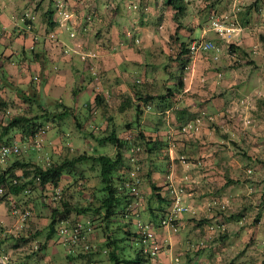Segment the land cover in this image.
<instances>
[{
    "label": "rangeland",
    "instance_id": "rangeland-1",
    "mask_svg": "<svg viewBox=\"0 0 264 264\" xmlns=\"http://www.w3.org/2000/svg\"><path fill=\"white\" fill-rule=\"evenodd\" d=\"M99 1L101 5H104L103 1L108 4L105 5L107 6L105 8L109 10L107 15L114 16L116 13L119 15V32H139L140 42H134L133 46L136 47L132 48V51H130V48L124 55L128 57L133 52L132 54L135 55L134 60L141 61L146 58L148 60V53L144 55L143 48L155 41L156 44L161 42L165 52L175 54L177 46L169 38L175 23L171 20L169 9L162 0ZM210 1L212 0H194L190 5L189 16L186 17L185 23L187 29L192 27L189 35L196 36L192 40H210L214 43V47L192 51L188 68L183 77V90L186 91L185 88L188 85L190 88L179 95L181 102L187 108L185 120L178 122L173 112L167 111L163 123L159 126L160 129L148 131H151L152 136L157 135L161 140L168 142L167 148L155 152L153 157L163 169L166 167L168 159L169 161L173 160L174 166L176 163V170L172 174L171 183L182 188L181 202L184 206H187V209L182 212L190 209V205L185 203L183 198L182 178H186L184 176L186 174L183 173H186L185 171L193 166V169L197 170V174L206 176L202 190L206 191L204 196L210 201L205 202V206L212 208L214 215L206 219L204 235L199 238L198 244L207 246L208 243H212L216 247L215 249L223 259L216 264H264V41L254 36L257 47L250 50L256 52L257 55L254 56V53H251L254 56L252 59L249 58L248 54L244 56L237 48L236 50L235 48L229 50L227 44L232 42L234 38L232 33L236 31H225L221 34L213 28V21L230 23L234 18L239 19L240 10L249 2L248 0H214L215 4L208 15L202 19L200 17L201 8ZM55 2L56 0L53 1L54 8H56ZM76 2H78L76 13L81 12L82 9L84 11L88 10L87 12H92L94 9L93 0H77ZM48 5V0H0V13L5 12L8 19L6 24L8 22L12 24L10 28L0 27V59L2 58L0 64L4 68L3 75L7 80L19 83L17 81L20 77L19 74H21L22 68L26 69L25 63H15L8 60L7 53L9 51H7V48L12 41L8 30L12 29L11 31L16 33L30 32L33 30V24L40 21L42 11ZM117 5L118 9L115 7ZM113 10H116V12ZM87 12L82 13V16L88 18ZM59 14L60 20H67L62 18L61 13ZM2 17L6 20V17ZM28 19L32 20L30 21L32 28L29 31L25 29V24L29 22ZM41 26L43 27V25ZM187 33L188 31L183 32V34ZM63 36H68L67 30L63 31ZM159 38H162L163 41ZM14 45L17 46V43ZM234 50H238L236 54H233ZM160 57L159 55L158 59ZM247 59H250L251 62L248 63ZM134 60L131 58L130 69L136 64ZM235 60L238 63H235ZM47 61L46 59L45 63L48 68H51L52 72H60L57 71V67H60L61 63ZM73 62L79 71H74L73 68L70 69V72L65 70L64 81L62 83L56 81L55 85L50 86L47 84L48 68L45 69V74L42 71V76L41 69L38 71L32 68L28 69V72L31 73L28 79L30 80L32 77V82L20 83L19 85L31 89V92L38 89L37 98L35 99L24 100L22 97L17 96L15 90L4 83L5 86L0 87V94L5 97L10 95L14 99L13 103H10V112L19 110L29 115L31 111H40L43 107L50 108L53 107L55 101H62L76 108L84 106L85 111H81V114L88 115V117L90 114L87 111L94 108L88 120H92L91 125L94 129H103L105 120L101 118L103 109L100 104L97 105L94 98L91 105L88 102H86L88 105L84 104L85 101L91 99L89 91L83 90L76 96L72 94L71 88L82 85L81 74L85 75V80L89 78V71L84 69L83 60L76 56ZM118 62L120 63V66L119 63L116 65L118 70L119 67L122 69L127 65V61L121 60ZM129 66H127L128 69ZM146 68L150 69V66ZM170 68H174V66L170 65ZM28 72L26 70V73ZM112 72L116 73L115 70ZM121 78L122 82L114 85L113 80L109 79L111 83L107 85L104 96L108 98L107 102L111 105L118 101L120 89L122 90V96L129 94L128 80L132 78L142 79V74L134 68L131 74H122ZM29 84L32 85L28 87ZM94 91L97 90L94 89ZM195 95L198 97H195ZM194 102H196L197 108L194 107V109L188 110L189 107L194 105ZM30 105L32 110H30ZM76 114L78 113L76 112ZM4 118L5 120L8 118L6 114ZM64 118L65 121L61 127L66 133L70 132V137L58 132L55 120L51 124L49 123L51 127L45 133H37L34 137L22 138L21 132L16 131L13 133L12 141L16 140L19 144V154L7 156L0 161V164L10 162L15 157L33 158L44 163L47 162V151L62 152L69 155L81 152L84 148L88 152L95 153L106 152L111 154L114 152V145L111 142L95 143L92 140L91 143H87L90 142L89 138L78 131L71 115L68 114ZM124 119V114H116V117H114V122L117 125L115 126L116 131L123 138L132 139L135 128L129 129L119 125V123L124 122ZM154 122V117L143 115V127L150 126L151 128ZM186 138H191V140L195 138L198 141L199 145L196 147V151L200 152L199 155L186 152V149H183L182 145L178 143ZM0 144H2L1 141ZM133 148L125 151V154L133 162L129 174L130 171L136 169V173L140 176L141 171L146 170V160L151 154L147 155L145 152L140 151V147L139 150L135 151ZM191 149L195 148L191 147ZM250 155H256L258 159L248 158ZM81 165L87 168L88 174L95 172L89 169L88 162H83ZM230 178L235 181H228ZM65 181V178L62 179L61 187L66 185ZM140 182L138 189L140 188ZM33 184L34 182L29 187L31 188L29 191L16 197H9L8 195L6 197L8 202L5 200L0 201V257L7 256V259H4V264L9 262L10 264L81 263L84 258L67 262L65 246L59 239L58 234H55L52 239H48L43 248H41V244L46 237L52 207H60L58 199L67 198L70 193L73 195L72 198L81 199L80 196L82 197V194H85L84 190L86 191L91 188L90 185H94L93 178L83 179V184L87 185L84 188L83 185L80 188L78 187L80 182L74 187L69 186L64 192L60 188H56L54 192L48 188L45 202L40 197L39 186L32 187ZM2 191L3 189L0 190V194ZM139 194L141 195L140 189ZM166 196L168 203L161 217L171 205L169 194L166 193ZM203 200H206V198ZM2 212L5 213V217H3ZM182 212L170 219L168 224L163 225H169L173 230H176ZM60 215V212H57V216ZM72 216L73 213H70L68 218H72ZM78 218L76 221H81L85 225L84 228H86V225L92 222V218H95V216L81 214ZM68 223L72 224L70 220ZM102 229H104L103 233H106V227ZM36 231L37 233L28 235L29 232ZM121 235H123L122 232H120ZM129 235L130 233L128 237ZM136 235L139 237L135 229ZM21 236H23L22 239ZM137 240L139 241V239ZM128 242L127 239L121 240V245H124L122 249L124 252L119 254L118 257L125 256L128 258L133 255L134 252L130 249ZM54 246L65 256L59 261L52 258ZM46 248L48 250L43 252ZM56 254L59 257L61 256L60 253ZM102 259V264H113V260L106 255ZM0 264L2 263L0 262ZM120 264L137 263L123 261Z\"/></svg>",
    "mask_w": 264,
    "mask_h": 264
},
{
    "label": "trees",
    "instance_id": "trees-1",
    "mask_svg": "<svg viewBox=\"0 0 264 264\" xmlns=\"http://www.w3.org/2000/svg\"><path fill=\"white\" fill-rule=\"evenodd\" d=\"M48 1L49 6L45 13L48 24L52 25L54 23L52 19L54 8L52 4L54 0ZM162 1L168 7L170 18L175 23L169 38L177 46V50L175 54L165 52L161 42L156 44V41L150 46L143 48V54L147 55L148 53L147 56L149 59L147 60L146 58L138 62L136 61V66L134 67L142 74V79L132 78L133 80H128L129 94L125 96H122V90L119 88V99L115 104L111 105L107 102L106 96H104L105 92L97 91L94 100L103 109L101 114V118L105 120L103 129H94L91 125L92 120H88L94 108L93 110L87 111L90 114L88 117V115H84L83 113L82 115L79 110L77 111L76 107L65 104L62 101H55L53 107H43L40 111H31L27 115L24 111L19 110L10 112V103H13L14 99L10 95L5 97L0 94V141L2 144L12 143V136L16 131L21 132L22 138H27L28 136L34 137L40 127H44L45 125L51 127L50 124L54 120L57 122L56 127H58V132H61L66 137H70V132L66 133L63 127H61L65 121L64 117L70 114L78 131L89 138L90 142L88 143L94 140L95 143L111 142L114 145V152L111 154L106 152H88L86 148L81 152H75L70 155L62 152L47 151V162L44 163L33 158L25 159L15 157L10 162L0 164V186L3 188L0 194V201L5 200L6 202H8L6 200L8 195L9 197H16L19 194L27 192L26 187H31L32 182L34 184L36 183L32 187L39 186L40 197L45 202L44 199L47 197L46 191L48 188L52 189L53 192L56 191V188H60L64 192L66 188L68 189L69 186L74 187L79 182L78 187L80 188L83 185L84 188L87 185L83 184V179L93 178L94 185L89 186L88 184L91 188H88L86 191L84 190L85 194H82V197L80 196L81 199L77 197L75 199L72 198L73 195L70 193L67 198L63 200L58 199L60 207H52L46 237L41 244V248L45 246L48 239L53 238L57 234L60 222H68L70 220V222L75 223L81 214L94 215L95 218H92V221L96 218H101L102 220L105 217L114 215L117 208H121L122 210L124 205L133 199V194L130 193L129 186L125 184L126 181L130 180L129 169L132 167L133 162L125 154V151H129L138 145L140 151L148 155L152 152H159L163 148L166 149L168 146L166 140H161L157 135L152 136L151 131L148 132L151 129L142 126L143 115L147 108H150L152 113L148 112L145 115L152 117L151 114H153L158 124L163 123L167 111H172L178 122L185 120L187 108L181 102L179 95L186 92L183 90V77L192 56L190 43L196 37L195 35H189L191 34L192 27L187 29L185 23L186 17L189 16L190 5L194 0ZM214 4L215 1L212 0L201 8L202 14L200 13V17L202 19L208 15ZM240 11L239 19L244 24L247 21V10L242 8ZM27 21L30 22L32 20L28 19ZM184 31H188V33L183 34ZM31 38L32 45L30 47L24 44H17L19 49L17 53H14L13 61L16 63L26 61L28 65L36 61L40 54L39 48L43 45L44 39L35 37L34 34H32ZM159 39L163 41L162 38ZM261 39L264 41V34L261 35ZM232 46V43L228 44L229 50L233 49ZM237 49H240L242 54L246 56L247 53L244 48ZM159 55L161 56L160 59H158ZM236 61L235 63H238ZM247 62L250 63L251 60L247 59ZM170 65H173L174 68H170ZM148 66H150V69L146 68ZM134 68L130 70L124 68V71L131 74ZM3 72L4 68L0 64V87H4L6 84L15 90L17 96L22 97L24 100L37 98L38 89L31 92L29 88L20 87L21 85L19 84L21 82L16 83L12 80H7ZM92 79L93 76L90 75L88 81ZM120 81L118 79L116 83H120ZM28 82H32V77ZM31 85L29 84L28 87ZM84 87V84L74 87L72 93L76 95ZM31 107L30 105V110H32ZM5 114L8 117L6 120L4 118ZM116 114H124L125 116L124 122L119 123V125L129 129L135 128L132 139L123 138V136L117 133L115 127L117 125L114 122ZM18 154L14 153L13 155ZM83 162H88L89 169L95 172L88 174L87 168L81 165ZM64 178L66 179V185L61 187L60 184ZM228 181L235 180L230 178ZM152 187L154 189L157 188L155 184H152ZM57 212H60L61 215L57 216ZM70 213H73L72 218H68ZM30 233L33 235L37 231L29 232L28 235ZM126 237L127 235L124 234L123 238L125 239ZM22 238L23 236H21ZM110 240L108 237L104 240V248L102 251L106 252L107 256L113 260L118 258V256L114 248H110ZM86 244L88 243H86L85 238L83 241H78L71 250H68L64 245L66 258L70 259V261L77 258H84V261L82 260L81 263L90 264V256H88V250L90 248H86ZM142 261L141 253L127 260L129 263H142Z\"/></svg>",
    "mask_w": 264,
    "mask_h": 264
},
{
    "label": "crops",
    "instance_id": "crops-1",
    "mask_svg": "<svg viewBox=\"0 0 264 264\" xmlns=\"http://www.w3.org/2000/svg\"><path fill=\"white\" fill-rule=\"evenodd\" d=\"M76 1L77 0H66L68 5L67 10L70 12V17L67 20H60V12L56 8H53L52 19L54 20V23L52 25L48 24L47 15L45 13L48 7H45L40 16V21L33 24V30L30 32L24 31V33H16L12 32V29L8 30L12 41L10 43L11 46L9 45L7 48V51H9L7 56L8 60L13 62V56L15 52H18L19 44H24L29 47L32 45V34L40 39L43 38L44 42L39 48L40 54L36 61L29 65L26 61H20L21 63H25L26 69L22 68L21 74H19L20 77L17 81L27 83L31 74L28 72V69L30 70L31 68L37 71L41 69V76L42 71L45 74V69L48 68L45 63L47 59L48 61L55 63L59 62L62 65V67L61 65L60 67H57V71H60L57 73L56 71L52 72L50 67L48 68L47 84L49 86L52 84L55 85L56 81L62 83L65 79V70L70 72V69L73 68L75 69L74 71H79L78 67L74 65L73 60L76 56L80 57L83 60L84 69L89 71V78L90 75L93 76V79L88 81V79L85 80V75H80V80L82 81V84L85 85L81 91L88 90L91 96V99L85 101L84 104L88 102V104L90 103L91 105V101H93L97 91L105 92L107 85L111 83L109 79L113 80L114 85L117 84L116 82L121 78L122 74H127V72L124 71V68H128L127 66L130 65L131 58L134 60L135 55L132 54V52L127 57L124 53L129 51L130 48V51H132V48L136 47L133 46L134 42H140L138 37L139 32H119V15L117 13L114 16L111 14L107 15L109 10L105 8L107 7L105 5H108L107 3L105 4V1H103L104 5H101L99 0H93L92 3L94 9L92 12H87L88 10L84 11V9H82L81 12L78 13H76L78 10V2ZM248 2L249 4L244 7L247 10V21L244 24L239 22V19L237 18H234L230 23L224 22V24L232 28L230 32L236 31L232 33L234 35L232 42H230L233 44L232 47L235 48V50L236 48H244L246 53L250 56L249 58L252 59L257 55L256 52L250 50L253 48L256 49L255 47H257L256 42H254V36L261 39V35L264 34V0H248ZM115 7L117 9L119 8L118 5ZM116 10L113 11L116 12ZM85 12H87L86 15L88 18L82 16V13ZM2 16L6 17V13H0V27L6 26V28H10L12 24L9 22L6 24V21L8 20L7 17L6 20H4ZM120 19H122V17H120ZM20 25L22 26V24ZM41 25H43V27ZM64 30L68 31L67 37L63 36ZM16 43L18 44L17 46L14 45ZM235 50L233 51V54H236L240 49L237 51ZM251 53H254V56H252ZM121 60L127 61V65L122 69L119 67L118 70V66L116 65H118V61ZM134 61L136 62L137 60ZM26 70L28 73H26ZM113 70H115L116 73H113ZM128 70H130V66ZM120 73L122 74L120 75ZM189 88L190 86L188 85L185 90L188 91ZM94 89L97 91H94ZM72 90L73 88H71V91ZM195 97L198 96L195 95ZM107 99L108 98H106V100ZM194 107L197 108L196 102H194V105L189 107L188 110L194 109ZM76 109L80 112L85 111L84 106L77 107ZM150 110V108L146 109L144 114L151 112ZM151 115L154 117L153 114ZM159 126L160 124L155 121L151 128L150 126L147 128L156 131ZM178 143L182 145L183 149H186V152L199 155L200 152L196 151V147L199 144L195 138L192 140L191 138H186ZM191 147L195 149H191ZM150 154L151 156H148L149 159L147 157L146 160V170H142L140 173L141 182L139 189L141 195L140 197L133 195V200L138 199L139 201L137 208L141 219L149 221L153 225L157 244L159 246L153 264H190L191 262H194V264L219 263V261L223 260L222 256H220L215 249L216 247L213 246L212 243H208L207 246L198 244L200 241L199 238L204 235L206 219L214 215L213 210H211L212 208L205 206V202L210 201V199L204 196L206 191L202 190L206 176L203 174H197V170L193 169V166L185 171L186 173H183L186 174L184 175L186 178H182L184 191L183 198L185 203L190 205V209L180 214L181 220L179 221V225L176 230H173L169 225L161 224L159 220L168 203L165 184L167 183L168 178L170 180L173 179L172 174L176 170V163L174 166L172 163L173 160L169 161L168 159L164 170L160 163L157 160H154L153 156L155 153L153 152ZM249 157L258 159V156L256 155H250L248 158ZM168 172L171 173L169 174ZM152 184H155L157 188L154 189ZM204 198H206V200H203ZM3 217H5V213H3ZM103 227H106V233H103ZM135 229L136 226L133 219L125 216L121 208H117L114 215L110 217H105L102 220L96 218L94 221L90 222V228L86 232V243L91 246L90 250H88L90 264H102V258L104 255L107 256V253L102 251L104 248V239L107 237L109 240L111 239L110 248H114L118 256L124 252L122 251L124 245H121V240L124 239L123 236L126 234L127 237L125 239L129 240L128 245L134 252L133 255H130L128 258L123 256L113 259V264H120L123 261L127 262L128 259L134 258L138 253L140 254L141 243L137 240V235L135 236ZM120 232H122L123 235L120 236ZM129 233L130 235L128 237ZM47 250L48 248L43 252ZM54 253H60L61 258L57 256V254L54 256ZM53 254L52 258H55L58 261L65 257L55 246L53 248ZM67 262H71L70 259L67 258ZM137 264L142 263L139 262Z\"/></svg>",
    "mask_w": 264,
    "mask_h": 264
},
{
    "label": "built area",
    "instance_id": "built-area-1",
    "mask_svg": "<svg viewBox=\"0 0 264 264\" xmlns=\"http://www.w3.org/2000/svg\"><path fill=\"white\" fill-rule=\"evenodd\" d=\"M56 9L61 13L63 19H68L70 17V12L67 10V2L66 0H56ZM28 15L27 12H25ZM27 17V16H26ZM213 28L223 34L225 31H230L232 28L226 26L224 23L219 22L218 20L213 21ZM25 29L30 30L32 25L30 22L25 24ZM214 47V43L210 40H192L190 43V48L192 51H196L198 49H210ZM138 79V78H137ZM49 125H45L44 127H40L38 129V133H45L46 129ZM133 150H139V147L136 146ZM20 147L17 141H13L12 143H4L0 144V161L4 160L7 156L19 153ZM133 158V157H132ZM133 169L130 171V180L127 181V185L129 186L130 193L134 196L140 197L138 185L140 182V176ZM2 186H0V190H2ZM29 186L26 187V191H29ZM166 193L169 194L171 205L168 208V211L160 218V223L168 224V221L174 218L178 213L187 209V206H184L181 202V194L182 188L171 183V180L168 178V181L165 185ZM137 200H131L126 203L122 209V212L125 216L133 219L136 231L138 233V239L141 243L140 253L142 255L143 261L142 264H153V260L156 256L158 250V244L155 236V232L153 229V225L149 221H144L140 217L139 210L137 208L138 204ZM84 224L81 221H76L75 223H68L62 221L58 225L57 234L59 235L60 240L68 250H71L74 245L86 238V232L90 228V223L87 224L86 228H84ZM91 246L86 244V248H90ZM4 259H7V256L0 257V262L4 264ZM190 264H194L191 262Z\"/></svg>",
    "mask_w": 264,
    "mask_h": 264
}]
</instances>
